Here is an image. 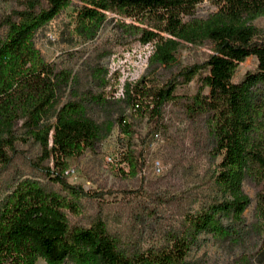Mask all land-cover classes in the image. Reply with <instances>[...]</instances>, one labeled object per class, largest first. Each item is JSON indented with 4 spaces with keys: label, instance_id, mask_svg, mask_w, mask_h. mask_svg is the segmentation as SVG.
<instances>
[{
    "label": "trees",
    "instance_id": "16d2710c",
    "mask_svg": "<svg viewBox=\"0 0 264 264\" xmlns=\"http://www.w3.org/2000/svg\"><path fill=\"white\" fill-rule=\"evenodd\" d=\"M5 1L14 6L0 15V171L32 141L39 146L32 167L58 187L25 178L0 200V264L39 259L48 264H196L188 256L203 233L242 246L255 238L257 250L242 252L230 264H264V34L256 24L264 16V0ZM75 1L80 3L76 34L94 39L114 21L119 38L152 45L153 65L172 67L184 46L210 50L204 60L182 66L162 83L142 80L124 91L128 104L147 120L146 137L166 131L168 105L206 132L213 168L205 183L215 193L166 231L159 244L143 246L112 231L104 214L106 193L71 180L70 159L95 149L114 125L89 113V107L106 106L108 100L79 91L75 72L47 60L36 45V33ZM204 2L215 10L200 15ZM249 57H256V70L234 80ZM102 70H94L99 78ZM196 77L197 93L177 92ZM118 124L128 137L124 161L136 174L145 166L136 129L123 116ZM246 181L256 188L252 223L244 215L252 202ZM87 200L99 201L98 212L75 221Z\"/></svg>",
    "mask_w": 264,
    "mask_h": 264
},
{
    "label": "rangeland",
    "instance_id": "374dc122",
    "mask_svg": "<svg viewBox=\"0 0 264 264\" xmlns=\"http://www.w3.org/2000/svg\"><path fill=\"white\" fill-rule=\"evenodd\" d=\"M13 6L12 2L0 0V15ZM79 6L80 3L75 1L35 37L37 47L47 60L59 61L75 72L79 91L101 93L108 100L106 106L89 107L90 115L100 123H114L110 135L95 149L70 159L71 180L90 191L106 193L104 214L112 231L143 246L159 244L166 231L178 227L185 214L197 209L215 193L205 183L213 168L206 149V132L185 122L182 111L168 105L166 131L146 137L147 120L128 104L124 91L126 85L142 80L162 83L182 66L204 60L210 50L206 46H184L178 62L172 67L153 65L150 63L152 45H142L132 38H119L114 21L107 23L94 39H84L76 34ZM197 10L200 15H207L215 7L204 2ZM256 24L264 34V16L257 19ZM96 67L103 68L100 78L95 74ZM256 68V57H249L240 63L234 80H240L247 71ZM200 85V79L196 77L189 84L179 86L177 92L192 95L197 93ZM122 116L136 129L134 139L142 149L145 161V166L136 174L130 172L124 161L128 137L118 124ZM146 139L148 141L144 143ZM20 148L22 153L16 155L8 168L0 171V200L18 180L25 178L58 187L43 178L30 163L38 155L39 146L30 141ZM244 190L252 198L244 213L247 222L252 223L256 188L246 181ZM99 204L98 200H87L84 214L73 219L87 221L98 212ZM245 244L238 245L232 240L203 233L188 259L196 264H230L242 252H255L258 248L253 237ZM36 264L48 263L39 259Z\"/></svg>",
    "mask_w": 264,
    "mask_h": 264
},
{
    "label": "built area",
    "instance_id": "2783aa9c",
    "mask_svg": "<svg viewBox=\"0 0 264 264\" xmlns=\"http://www.w3.org/2000/svg\"><path fill=\"white\" fill-rule=\"evenodd\" d=\"M159 169H160V167H159Z\"/></svg>",
    "mask_w": 264,
    "mask_h": 264
}]
</instances>
